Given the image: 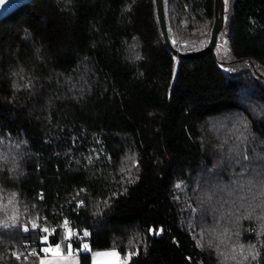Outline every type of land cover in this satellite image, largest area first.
<instances>
[{
  "label": "trees",
  "instance_id": "trees-1",
  "mask_svg": "<svg viewBox=\"0 0 264 264\" xmlns=\"http://www.w3.org/2000/svg\"><path fill=\"white\" fill-rule=\"evenodd\" d=\"M163 2L174 47H205L213 0ZM224 3L236 73L218 47L176 60L154 0L0 21V264H39L45 237L78 264H264V0Z\"/></svg>",
  "mask_w": 264,
  "mask_h": 264
},
{
  "label": "water",
  "instance_id": "water-1",
  "mask_svg": "<svg viewBox=\"0 0 264 264\" xmlns=\"http://www.w3.org/2000/svg\"><path fill=\"white\" fill-rule=\"evenodd\" d=\"M31 0H0V21L19 7L28 4ZM158 26L162 35L164 46L178 61H190L209 54H214L218 45V35L224 25V0H213V23L209 34V40L205 47L195 51H182L174 47L175 41L168 36L165 20L163 0H154Z\"/></svg>",
  "mask_w": 264,
  "mask_h": 264
},
{
  "label": "rangeland",
  "instance_id": "rangeland-1",
  "mask_svg": "<svg viewBox=\"0 0 264 264\" xmlns=\"http://www.w3.org/2000/svg\"><path fill=\"white\" fill-rule=\"evenodd\" d=\"M228 5H230L229 1ZM226 29L227 26H225V29L220 35L217 49L222 54L221 61L225 70L229 71V73H236L247 67L244 62H236L229 56ZM42 242L43 247L41 249V255L39 256V264H78V260L73 257L74 252H72L69 244L67 246V252H64L58 245H51L47 237L43 238ZM120 264H125V262L122 261Z\"/></svg>",
  "mask_w": 264,
  "mask_h": 264
},
{
  "label": "crops",
  "instance_id": "crops-1",
  "mask_svg": "<svg viewBox=\"0 0 264 264\" xmlns=\"http://www.w3.org/2000/svg\"><path fill=\"white\" fill-rule=\"evenodd\" d=\"M73 257L77 255L73 253ZM78 262V261H77ZM120 256L114 250L93 252L91 254V264H120Z\"/></svg>",
  "mask_w": 264,
  "mask_h": 264
},
{
  "label": "built area",
  "instance_id": "built-area-1",
  "mask_svg": "<svg viewBox=\"0 0 264 264\" xmlns=\"http://www.w3.org/2000/svg\"><path fill=\"white\" fill-rule=\"evenodd\" d=\"M70 228L71 227H68L67 230L70 231ZM80 246L83 249L84 253H86V254H90L91 253L89 248L86 246L85 242H82Z\"/></svg>",
  "mask_w": 264,
  "mask_h": 264
},
{
  "label": "snow or ice",
  "instance_id": "snow-or-ice-1",
  "mask_svg": "<svg viewBox=\"0 0 264 264\" xmlns=\"http://www.w3.org/2000/svg\"><path fill=\"white\" fill-rule=\"evenodd\" d=\"M25 230H27V229H25ZM86 235V234H85Z\"/></svg>",
  "mask_w": 264,
  "mask_h": 264
}]
</instances>
